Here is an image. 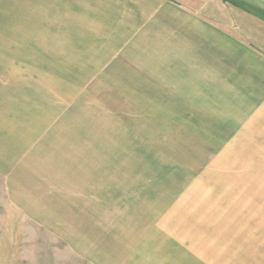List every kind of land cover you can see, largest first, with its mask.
<instances>
[{
  "label": "crops",
  "instance_id": "0c3cea01",
  "mask_svg": "<svg viewBox=\"0 0 264 264\" xmlns=\"http://www.w3.org/2000/svg\"><path fill=\"white\" fill-rule=\"evenodd\" d=\"M187 1L0 0V175L31 190L0 220L33 247L44 226L66 264H264V0Z\"/></svg>",
  "mask_w": 264,
  "mask_h": 264
},
{
  "label": "rangeland",
  "instance_id": "374dc122",
  "mask_svg": "<svg viewBox=\"0 0 264 264\" xmlns=\"http://www.w3.org/2000/svg\"><path fill=\"white\" fill-rule=\"evenodd\" d=\"M180 1H186L187 0H180ZM203 0H195L193 5L199 6L200 3ZM95 95V93H93ZM92 95V96H93ZM90 101H96L94 97L90 98L86 103H83L81 105V108L79 109H74L72 110V118L71 120H75V123H71V134L72 138H77V133L81 132L82 130L80 129L81 127H86V125H81L78 124L82 122V119L79 118L81 116L80 112H85V116H94V114H91V111L93 108L88 104ZM84 106V108H82ZM76 160V159H75ZM74 163L73 158H72V164ZM35 175L36 172L34 173ZM222 173L215 174V179L216 180H221ZM19 180H21L19 183L16 182L17 184L21 185H27L26 182L28 181L26 176L19 177ZM14 182H8L6 179H4L3 176L0 175V215L3 214L4 212V206H5V201L6 197H15L17 200L24 202L22 205L24 208L29 207L28 204L25 203V200H29V194L31 190L29 188H22L18 190H14L13 188H9L8 186L10 184H13ZM12 217V218H10ZM37 223V222H36ZM6 226L7 229V234L9 235L7 237V253H8V261L7 264H15L14 263V250L12 249V243H14V240L17 239V244L22 243L25 245L26 250H30L33 252L32 255H34V260L37 264H66V260L64 259V256L62 255V249H63V241L61 238L57 237L53 233H51L46 227H41V230L39 229L40 233L38 236V244L39 247H33L32 241H34V235H36V224L31 221H26V220H21L18 217L9 215L8 213V219L6 221L0 220V227L4 228ZM10 228V230H8ZM38 233V232H37ZM22 238V241L20 239ZM9 240H12V242H9ZM35 244V243H34ZM15 246V245H14ZM36 252V254L34 253ZM24 256L27 257L29 256L28 252L24 253ZM70 262L67 264H85L82 262L78 257L74 256L71 254L68 256ZM28 259H31V257H28Z\"/></svg>",
  "mask_w": 264,
  "mask_h": 264
}]
</instances>
